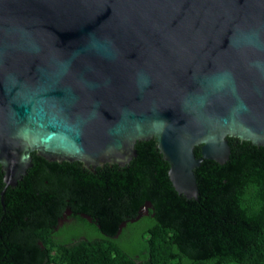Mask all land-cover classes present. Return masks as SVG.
<instances>
[{
	"label": "water",
	"instance_id": "obj_1",
	"mask_svg": "<svg viewBox=\"0 0 264 264\" xmlns=\"http://www.w3.org/2000/svg\"><path fill=\"white\" fill-rule=\"evenodd\" d=\"M227 138L264 147V0H0L4 188L31 153L93 173L153 139L195 199V168L224 164Z\"/></svg>",
	"mask_w": 264,
	"mask_h": 264
},
{
	"label": "trees",
	"instance_id": "obj_2",
	"mask_svg": "<svg viewBox=\"0 0 264 264\" xmlns=\"http://www.w3.org/2000/svg\"><path fill=\"white\" fill-rule=\"evenodd\" d=\"M227 144L224 164L202 160L195 168V199L174 191L153 139L136 142L123 167L93 173L31 153L14 187L4 188L0 170V264H48L50 250L60 264H264V147L235 138ZM146 203L147 215L113 238ZM66 209L98 238L67 237L66 225L55 231ZM129 227L134 243L124 246Z\"/></svg>",
	"mask_w": 264,
	"mask_h": 264
},
{
	"label": "rangeland",
	"instance_id": "obj_3",
	"mask_svg": "<svg viewBox=\"0 0 264 264\" xmlns=\"http://www.w3.org/2000/svg\"><path fill=\"white\" fill-rule=\"evenodd\" d=\"M126 230L127 231L124 233L123 237L126 236L128 238V241L124 243V246H131L134 243V234L132 233L131 227L127 228ZM75 232L83 233L84 234L83 236H85V238H88V239L98 238L95 233L85 231L82 227H79L78 225L68 224V225L64 226L62 229V233L64 235H66L67 237H69L70 235H72ZM127 238H125V239H127ZM81 240H82V238H79L78 241H81ZM76 242L74 244H76ZM121 244H123V243H121ZM49 256H50V261L48 262V264H60L58 262V260L55 258L56 257L55 251L50 250Z\"/></svg>",
	"mask_w": 264,
	"mask_h": 264
},
{
	"label": "flooded vegetation",
	"instance_id": "obj_4",
	"mask_svg": "<svg viewBox=\"0 0 264 264\" xmlns=\"http://www.w3.org/2000/svg\"><path fill=\"white\" fill-rule=\"evenodd\" d=\"M2 194H3V191H2ZM62 215L64 216V218H63V221L61 223V226L57 227V221H56V226L55 227H57V229L55 230V227H54L55 231H57L59 228H62L64 225L73 224L76 221L75 217L71 214V211H69L68 209H66V211ZM62 215H61V217H62ZM61 217L59 219H61ZM83 219L86 221L87 224H91V220H90L89 217H84L83 216ZM80 238H82V240L85 239L84 236H82Z\"/></svg>",
	"mask_w": 264,
	"mask_h": 264
}]
</instances>
